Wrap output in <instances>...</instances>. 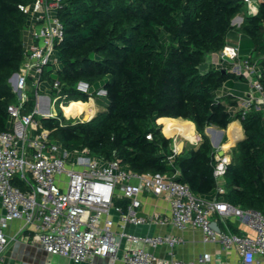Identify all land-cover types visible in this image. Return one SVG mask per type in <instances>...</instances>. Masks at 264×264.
Returning a JSON list of instances; mask_svg holds the SVG:
<instances>
[{
	"label": "trees",
	"instance_id": "1",
	"mask_svg": "<svg viewBox=\"0 0 264 264\" xmlns=\"http://www.w3.org/2000/svg\"><path fill=\"white\" fill-rule=\"evenodd\" d=\"M36 1L0 0V133L11 130L8 108L19 105L10 79L26 60L25 34L35 22L25 8ZM244 11L240 0H62L55 13L64 33L54 44L58 65L43 69L39 89L45 84L58 98V116L38 120L70 153L88 149L91 156L118 161L140 175L172 178L179 172L176 181L196 197H217L264 215V113L251 110L243 116L234 94H220L230 80L245 81L243 76L216 67L200 70L208 55L230 43L236 32L232 22ZM239 31L246 42L243 54L264 53V0L259 14L247 16ZM80 83L89 85L87 94L78 90ZM101 90L105 96L98 95ZM95 96L105 109L91 121L66 119L61 104L65 110ZM27 98L24 115L33 113L36 91L30 89ZM236 121L244 139L224 175L226 194L218 197L216 151L206 129L227 130ZM188 124L201 140L175 154L169 135ZM14 185L24 188L18 180ZM117 205L127 210L129 201Z\"/></svg>",
	"mask_w": 264,
	"mask_h": 264
},
{
	"label": "built area",
	"instance_id": "2",
	"mask_svg": "<svg viewBox=\"0 0 264 264\" xmlns=\"http://www.w3.org/2000/svg\"><path fill=\"white\" fill-rule=\"evenodd\" d=\"M240 1L245 11L232 22L236 30L247 16L259 14L262 2ZM61 6L62 0H37L33 7L25 8L35 22L33 44L19 73L10 79L19 100V105L8 108L12 128L0 133V199L5 210L0 216V264H9L6 252L15 238L11 239L7 230L14 221L24 222L45 253L71 264H98V260L106 264H264L262 213L233 207L217 197L211 201L198 198L189 186L176 181L179 172L172 178L140 175L123 169L118 161L95 158L88 149L70 153L52 141L51 132L38 118L57 117L58 98L40 97L39 89L43 69L58 65L54 44L64 33L55 13ZM239 36L237 45L228 43L216 55L222 64L232 67L231 73L243 76L249 87L245 97H236L237 111H243V116L251 110L264 113V53L250 50L243 56L242 34ZM59 86L57 82L55 88ZM30 89L36 91V107L32 114L24 115L22 107ZM89 89L86 83L78 86L85 94ZM98 95L106 92L101 90ZM61 108L64 113L62 104ZM173 151L180 153L175 143ZM215 162L217 196L221 197L226 189L220 181L230 161L228 156L216 154ZM15 180L24 188L15 186ZM144 194L164 198L170 214L143 216ZM121 200L129 201L127 210L117 205ZM232 221L251 233H233ZM214 222L220 232L212 228ZM129 226L199 230L203 245L216 249L184 260L178 255V248L186 245L182 238L172 234L141 236L130 233Z\"/></svg>",
	"mask_w": 264,
	"mask_h": 264
},
{
	"label": "crops",
	"instance_id": "3",
	"mask_svg": "<svg viewBox=\"0 0 264 264\" xmlns=\"http://www.w3.org/2000/svg\"><path fill=\"white\" fill-rule=\"evenodd\" d=\"M243 14L244 13H242L240 15H243ZM33 31H34V25L31 26L26 31V34H25L26 49H29L33 44ZM234 35H236V33ZM230 43H231V41H230ZM207 66L209 68H207ZM213 67L219 68L221 70H223V69L230 70V68H232L229 64H222L221 60L219 59V57L216 54H210L206 57V60L202 64L200 70L203 71L204 68L210 70ZM231 84H232V82H228L226 84L225 88L220 90V94L224 95V96L234 94L235 91L233 88L236 87V85L232 84V86H231ZM228 86H231V88ZM93 102L95 104L94 100H93ZM65 110H64V113H65ZM67 118H70V117H67ZM234 123H239L240 127L243 129L240 121H236ZM189 125L190 124L182 126L180 132L178 130H176L177 134H172V135H169L168 133L167 134L169 136H175V135L180 136L183 128L185 126H189ZM225 136L229 137V133L227 134V130H226ZM225 136H224V138H225ZM210 137L213 138L215 141H217L218 134L210 133ZM243 138H244V130H243ZM200 140H201L200 136L197 134L196 142H191V143L196 146L199 144ZM174 143L177 145L176 140H174ZM177 147H178V145H177ZM214 149H215V147H214ZM183 150H184V148L180 149L179 150L180 153ZM220 185L225 187L224 180L220 181ZM142 202H143V209H142L143 216H152L156 213L165 214V215L170 214V205L164 198H160V197L158 198V197H153L149 194H144L142 196ZM4 214H5V210L3 208V204H2V201L0 199V216H4ZM216 218H217V216H215L214 220ZM231 223H232L231 225H233V227L237 230L238 234H250L251 233L249 231V229H247L245 226H243L240 222L232 221ZM127 229L130 233H134V234L141 235V236H143V235H154L155 236V235L172 234L174 236L182 238L184 240L183 244H186V245L178 248V255L181 259H184V260L194 259L199 254H202L203 252H206V251L207 252H213L216 249L213 246L203 245V242H202L203 234L199 230L188 229L186 231H181V230H178V229L172 228V227H158V226H152V227L129 226ZM230 229H231V227H230ZM7 234L11 239L15 238V240L11 242L9 249L6 252V259H7V262L9 264H23L25 262L26 263H32V264H48L47 260H48V257L50 255L45 253L39 247V245L36 242V239L33 236V234H31L25 228L24 222H22V221L12 222L9 229L7 230ZM97 263L98 264H106V262H104L102 260H98ZM69 264H71V263L69 262Z\"/></svg>",
	"mask_w": 264,
	"mask_h": 264
},
{
	"label": "rangeland",
	"instance_id": "4",
	"mask_svg": "<svg viewBox=\"0 0 264 264\" xmlns=\"http://www.w3.org/2000/svg\"><path fill=\"white\" fill-rule=\"evenodd\" d=\"M235 33H236V35L232 36L230 41L232 44L237 45L239 43V39H240L239 34H241V33H240L239 29H237ZM242 44L245 46L246 42H242ZM246 54H248V53L243 54V56H246ZM207 68H209V67L207 66ZM207 71H209V70L204 68L203 71H201V72L206 73ZM230 82H232L233 85H236V87L233 88L235 91L234 94L236 97L243 98L246 96L245 93L249 90V87L247 86L245 81L230 80ZM232 84H231V86H232ZM231 86H228V87L231 88ZM11 87H12V85H11ZM12 89H13V87H12ZM45 89H46L45 84H43L41 87V91H40V97L41 96H43V97L50 96L49 93H47V91ZM50 98L54 99L52 96H50ZM96 99H98V97L95 96L94 101H95L96 105L94 104V102L92 100L89 101V103H92L93 109L95 111L93 116H91V117L96 116L100 111H103L105 109V106L101 107L100 105H98L96 103ZM105 104H107V101H105ZM235 109L237 110L238 108H235ZM56 110H57V106H56ZM51 111L54 113V107H51ZM85 113H86V111H84L82 114H80V116L76 117L75 119L74 118L72 119L71 116H69V117L73 121H85L86 119H89V117ZM65 116H68V115L65 114ZM228 129H227V134H228ZM227 136H225L226 139L222 141L220 147L215 148V151H216V154H218L220 157H222L224 155L228 156V159L231 162L232 160H234L236 158V156H235L236 154L234 151L235 147L231 146L227 150H222L225 145H228L231 143L230 137H227ZM170 138H173V140H176L179 150L183 148V145H184V149L187 146L193 145L190 141L186 140L184 137L179 136V135H175V136L170 137ZM209 138H210V136H209ZM47 261H48V264H69L68 260L62 259L59 257H55V256H49Z\"/></svg>",
	"mask_w": 264,
	"mask_h": 264
},
{
	"label": "bare ground",
	"instance_id": "5",
	"mask_svg": "<svg viewBox=\"0 0 264 264\" xmlns=\"http://www.w3.org/2000/svg\"><path fill=\"white\" fill-rule=\"evenodd\" d=\"M84 111H86L85 114L89 118H91V116H93V114L95 112L93 109L92 103H88V104L78 103V104L71 105L69 109L65 110V114L68 115L67 117H69V116L75 117L77 115L82 114ZM65 114H64V116H65ZM67 119H70V118H67ZM228 133H229V137L231 138L230 139L231 143L228 145H225L222 150H227L231 146H235L237 141L243 138V129L240 127L239 123L231 124L229 126ZM180 136L184 137L186 140H188L190 142H196V140H197V132L195 131V129L191 125L185 126L183 128Z\"/></svg>",
	"mask_w": 264,
	"mask_h": 264
},
{
	"label": "water",
	"instance_id": "6",
	"mask_svg": "<svg viewBox=\"0 0 264 264\" xmlns=\"http://www.w3.org/2000/svg\"><path fill=\"white\" fill-rule=\"evenodd\" d=\"M225 73H226V71L223 70V71H222V74H225ZM94 117H95V116H94ZM94 117H91V118H89V119H86L85 122L91 121ZM49 118H51V117H45L44 119H49ZM210 133L218 134V139H217V141H215L213 138H210V140H211L212 145H213L215 148L220 147V145H221V143H222V141H223V139H224V136H225L226 130H219V129L215 128V127H208V128L206 129V134L209 136ZM243 139H244V138L238 140L237 143L235 144V146H233V147H236V146H237V145H238ZM196 146H197V145H196ZM183 148H184V145H183ZM181 152H182V151H181ZM211 226H212V228H213L214 230H216L217 232H220V228L218 227V225H217L215 222L212 223Z\"/></svg>",
	"mask_w": 264,
	"mask_h": 264
}]
</instances>
